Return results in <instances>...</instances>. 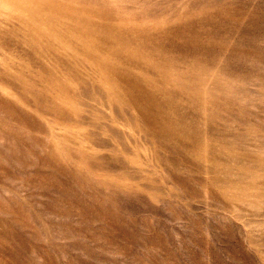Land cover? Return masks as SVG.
I'll return each mask as SVG.
<instances>
[{
	"label": "rangeland",
	"instance_id": "374dc122",
	"mask_svg": "<svg viewBox=\"0 0 264 264\" xmlns=\"http://www.w3.org/2000/svg\"><path fill=\"white\" fill-rule=\"evenodd\" d=\"M0 264H264V0H0Z\"/></svg>",
	"mask_w": 264,
	"mask_h": 264
},
{
	"label": "bare ground",
	"instance_id": "6f19581e",
	"mask_svg": "<svg viewBox=\"0 0 264 264\" xmlns=\"http://www.w3.org/2000/svg\"><path fill=\"white\" fill-rule=\"evenodd\" d=\"M30 4V3H29Z\"/></svg>",
	"mask_w": 264,
	"mask_h": 264
}]
</instances>
